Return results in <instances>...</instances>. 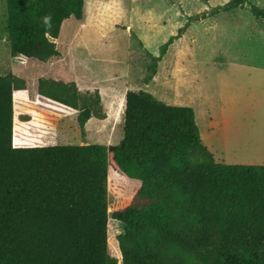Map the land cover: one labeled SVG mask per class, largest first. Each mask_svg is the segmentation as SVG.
Wrapping results in <instances>:
<instances>
[{
	"label": "trees",
	"instance_id": "1",
	"mask_svg": "<svg viewBox=\"0 0 264 264\" xmlns=\"http://www.w3.org/2000/svg\"><path fill=\"white\" fill-rule=\"evenodd\" d=\"M246 4L264 23V10L249 0H230L212 15ZM84 10L85 0H7L11 56H58L64 21L83 20ZM188 26L158 57L146 52L145 84ZM26 92L24 79L0 76V264H118L110 217L123 225L122 264H264V166L216 162L192 108L128 91L124 139L109 152L57 142L59 122L72 114L84 134L91 118H106L99 91L41 78L37 102L23 100ZM110 167L140 182L133 201L111 215Z\"/></svg>",
	"mask_w": 264,
	"mask_h": 264
},
{
	"label": "rangeland",
	"instance_id": "2",
	"mask_svg": "<svg viewBox=\"0 0 264 264\" xmlns=\"http://www.w3.org/2000/svg\"><path fill=\"white\" fill-rule=\"evenodd\" d=\"M229 2L85 0L83 20L64 21L60 41H54L60 54L46 63H24L22 57L11 56L7 0H0V76L13 74L26 81L23 100L37 102L32 99L41 78L76 82L83 92H100L106 118H91L85 134L78 114L64 118L57 127L59 145L119 146L126 94L143 90L170 106L192 108L203 142L218 163L264 166V23L247 4L212 15ZM249 2L264 10V0ZM187 24L183 37L159 63L156 77L145 84L151 64L146 52L158 57L161 46ZM109 182L111 215L133 201L140 182L112 167ZM108 233L110 253L122 261L118 236L123 225L110 217Z\"/></svg>",
	"mask_w": 264,
	"mask_h": 264
},
{
	"label": "crops",
	"instance_id": "3",
	"mask_svg": "<svg viewBox=\"0 0 264 264\" xmlns=\"http://www.w3.org/2000/svg\"><path fill=\"white\" fill-rule=\"evenodd\" d=\"M217 63H218V61H217ZM220 65H223V63H219ZM238 65H240L241 67H246V68H249V67H251V66H253L252 64H240V63H238ZM159 70V69H158ZM262 74L264 75V68L262 69ZM156 77V76H155ZM26 94H28L27 92H26ZM38 93H37V95H36V97H34L35 99H32V100H38ZM126 98V97H125ZM15 99V98H14ZM29 101H31V100H29ZM126 103V99H125V102H124V104ZM123 107H124V105H123ZM196 116V115H195ZM200 130V129H199ZM200 135H201V140H202V143H203V145L204 146H206L207 144L205 143V142H203V137H202V133L200 132ZM207 147V149L212 153L213 151L209 148V146H206ZM213 154V153H212ZM213 156H214V154H213ZM214 159H215V157H214ZM215 161H216V159H215ZM217 162V161H216Z\"/></svg>",
	"mask_w": 264,
	"mask_h": 264
},
{
	"label": "water",
	"instance_id": "4",
	"mask_svg": "<svg viewBox=\"0 0 264 264\" xmlns=\"http://www.w3.org/2000/svg\"><path fill=\"white\" fill-rule=\"evenodd\" d=\"M117 147L116 146H110V147H108V151L109 152H112V151H114L115 149H116ZM122 263V261H119L118 263Z\"/></svg>",
	"mask_w": 264,
	"mask_h": 264
}]
</instances>
